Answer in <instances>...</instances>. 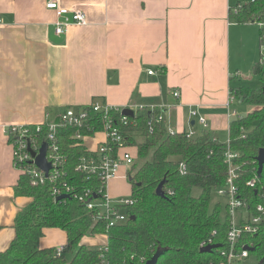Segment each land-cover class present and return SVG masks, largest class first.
I'll list each match as a JSON object with an SVG mask.
<instances>
[{
	"label": "crops",
	"instance_id": "0c3cea01",
	"mask_svg": "<svg viewBox=\"0 0 264 264\" xmlns=\"http://www.w3.org/2000/svg\"><path fill=\"white\" fill-rule=\"evenodd\" d=\"M47 1L0 0V251L31 202L17 191L21 172L10 126L40 124L48 113L55 118L61 109L100 101L163 110L169 130L197 135L208 129L218 138L226 131L220 140L227 141L236 118L234 105L227 106L231 86L258 58L257 30L229 16L240 0H59L88 16L87 24L73 23L64 34H57L59 16ZM152 69L156 73L149 74ZM196 108L209 127L190 117ZM105 140L101 131L85 143L95 150ZM130 167L124 164L114 180H123Z\"/></svg>",
	"mask_w": 264,
	"mask_h": 264
},
{
	"label": "trees",
	"instance_id": "16d2710c",
	"mask_svg": "<svg viewBox=\"0 0 264 264\" xmlns=\"http://www.w3.org/2000/svg\"><path fill=\"white\" fill-rule=\"evenodd\" d=\"M229 14L233 22L255 23L264 16V0L239 2ZM259 43L261 56L252 71L261 84L231 86L236 100L255 108L231 120L227 141L208 129L191 137L186 131L169 130L166 122L157 120V109L136 108L124 122L122 112H114L124 145L135 155L128 171L133 202L123 208L128 215L125 222L109 226L99 207L88 206V200L95 196L99 201L104 199L107 184L97 172L79 168L82 158L98 157V148H88L84 137L104 131V122L92 114L81 125L58 128L51 139L58 147V155L51 158L57 177L34 182L28 172L21 173L17 191L31 202L16 216L15 237L0 251V264H143L159 247L166 250L156 264H210L219 260L230 216L225 198L219 196L220 200L213 202V194L227 183L231 167L226 161L228 150L237 154L232 166L238 195L251 206L264 201V166L258 174L257 159L264 148V26L259 29ZM27 126L32 148H40L46 141L48 124H41L40 129L37 124ZM163 180L165 196H160L156 189ZM54 187L63 192L70 189L62 193L68 196L55 198ZM50 227H59L67 234L68 245L61 255L56 247L41 243ZM261 228V233L252 235L258 260L251 264H264V224ZM98 234L107 235L106 245L87 242ZM210 240L220 247L202 252L203 242ZM68 250L70 259L65 254Z\"/></svg>",
	"mask_w": 264,
	"mask_h": 264
},
{
	"label": "built area",
	"instance_id": "2783aa9c",
	"mask_svg": "<svg viewBox=\"0 0 264 264\" xmlns=\"http://www.w3.org/2000/svg\"><path fill=\"white\" fill-rule=\"evenodd\" d=\"M47 6L54 9L59 16V20L56 22L57 34L66 33L69 26L73 23L79 25L88 23L87 12L84 10H69L68 8L62 7L59 0H48ZM0 22H2L1 18ZM256 22H258L260 26H264V16L257 19ZM262 51L264 52V46L262 47ZM154 73H156V70H149V74ZM173 95L175 97H180V91L175 90ZM235 100V97L230 94L227 106L230 107L234 104ZM123 109L124 108L95 101L85 106L68 107L62 110L55 118H50V114L48 113L47 116L49 119L45 122L49 126V131L46 135L45 143L48 145L47 158L53 164L49 176H46L45 172L35 164L34 157L29 150V147L32 148V139L28 126H10L8 132L14 147L15 166L21 173L28 172L34 182H43L48 177L55 180L57 172L55 170V162L51 159L54 158V153L58 155L56 152L58 149L57 145L51 142L55 131L63 126L81 125L89 118V116L97 114L105 124V130L103 132L106 134V140L101 142L99 147H97L99 153L98 157L82 158L79 168L86 172H97L108 186L109 180L118 176L124 164L131 166L135 161V155L133 152L128 150L124 145V139L119 129L118 122L113 116L115 111L122 112ZM162 111L163 110L159 112L157 120L165 122V116ZM234 114H236L235 111ZM126 117L127 116L123 114V117L121 118L122 122L125 121ZM190 117L198 118L199 122L202 123L205 128L209 127L206 117L201 115L197 108L190 110ZM43 123L37 124V128L40 129L41 124ZM149 123L151 124V122ZM193 134V131L187 132L189 137L194 136ZM33 143H35L34 140ZM113 146L118 147L117 154H114ZM40 148L35 149V151L39 152ZM48 152L50 157L48 156ZM236 155L235 152L228 150L226 161L231 166L229 177L227 183L217 190L218 194L225 198L227 211L230 216V229L227 233L226 245L221 248L219 260L211 261L210 264H251L256 251L255 241L253 240L252 235L261 233V227L264 224V201H260L251 206L247 200L241 195H238L240 194V191L234 182L235 170L232 166L233 159ZM182 167L184 168V164H182ZM128 175L129 174L126 176L128 177ZM250 184L254 185V181H251ZM68 190L70 189L63 192L62 189L54 187L52 192L55 198H57L62 195V193H69ZM80 199L84 200L82 196ZM117 200L118 201L115 205H111L110 196L108 195V192H106L102 201H99L94 197V199L88 200L87 203L89 207H99L101 210L100 215L108 220L109 226H113L125 222L128 219L127 213L121 210L125 208L126 205L133 202L131 196L120 197ZM209 244H212V240L209 242H203L202 246L204 247ZM252 248H254V250H252ZM65 250L66 246L64 245L56 248L57 253L60 255ZM257 260L258 256L255 255V261Z\"/></svg>",
	"mask_w": 264,
	"mask_h": 264
},
{
	"label": "rangeland",
	"instance_id": "374dc122",
	"mask_svg": "<svg viewBox=\"0 0 264 264\" xmlns=\"http://www.w3.org/2000/svg\"><path fill=\"white\" fill-rule=\"evenodd\" d=\"M241 2H250L252 0H240ZM252 27H254V29L257 30L258 33V40H257V48L255 51V56L257 55L258 58H256V61L259 60L260 56H261V49H260V43H259V29H260V25L258 22L255 23H251ZM248 52L250 57L252 56V51L250 48H248ZM257 52V54H256ZM246 58V57H245ZM245 60L244 62L246 63ZM250 70L246 71V78H240L238 81L234 82V86H240V85H247V86H251V87H258L261 84V80L260 78L255 75L252 71V68H249ZM234 105V106H233ZM233 108L232 109V116L233 118L236 116H243L249 113V111H252L255 106L246 102H239V100H235L234 104H233ZM234 111H236V114H234ZM167 127H171V124H169ZM219 137L221 139H227L228 134L226 131H223L219 134ZM219 138V139H220ZM86 139V138H85ZM137 160V159H136ZM142 161L139 162V164H141ZM128 168V167H127ZM121 172V170H120ZM124 175L123 180L122 179H118V180H114L116 178H111L108 182V195L110 196V202L111 205H115L117 203V196H120L119 194H123L124 192L128 191L131 187L130 183L131 180L130 179H126V170L124 169V172L122 173ZM119 193V194H118ZM214 199L213 202H216L217 200H220L219 197L220 195L218 194V192H214ZM130 196V195H129ZM129 196H123V197H129ZM120 198V197H119ZM121 211H125L124 209H122ZM106 236L105 235H101V236H94L90 241L94 244L96 243H101L102 245L106 244ZM42 241L44 243H46L47 245L50 246H54V247H59L62 245H68L67 239H66V235L65 232L59 228V227H50L46 229V233L42 239ZM97 245V244H96ZM99 245V244H98ZM66 256L67 258H71V252L68 250L66 251ZM255 255H257V253H254V256L252 258L253 262L255 261Z\"/></svg>",
	"mask_w": 264,
	"mask_h": 264
},
{
	"label": "water",
	"instance_id": "95a60500",
	"mask_svg": "<svg viewBox=\"0 0 264 264\" xmlns=\"http://www.w3.org/2000/svg\"><path fill=\"white\" fill-rule=\"evenodd\" d=\"M123 114H125L126 116H131L134 115V110L130 107H126L123 109ZM29 150L32 154V156L34 157V161L35 164L45 172L46 176H49L50 171L53 168V164L51 161L48 160L47 158V150H48V145L46 143H44L39 152L33 150L31 147H29ZM258 162H259V168H258V174H260L263 170V166H264V148H262L259 152L258 155ZM164 184H165V180L161 181L156 189V192L158 195L160 196H165V191H164ZM68 194H63L61 196H59L57 199H62L64 197H67ZM95 198H97V196H95ZM220 247V244H209L206 245L204 247L201 248L202 252H211L214 249ZM166 248L164 247H159L157 249V251L155 252V254L148 259L145 263L143 264H156L160 255H162L165 252ZM252 250H254V248H252Z\"/></svg>",
	"mask_w": 264,
	"mask_h": 264
}]
</instances>
